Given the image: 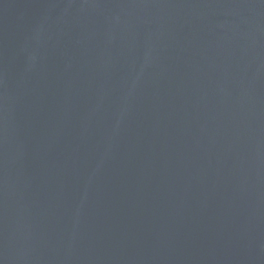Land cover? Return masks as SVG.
<instances>
[{
  "label": "water",
  "instance_id": "95a60500",
  "mask_svg": "<svg viewBox=\"0 0 264 264\" xmlns=\"http://www.w3.org/2000/svg\"><path fill=\"white\" fill-rule=\"evenodd\" d=\"M0 264H264V0H0Z\"/></svg>",
  "mask_w": 264,
  "mask_h": 264
}]
</instances>
